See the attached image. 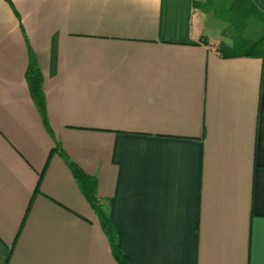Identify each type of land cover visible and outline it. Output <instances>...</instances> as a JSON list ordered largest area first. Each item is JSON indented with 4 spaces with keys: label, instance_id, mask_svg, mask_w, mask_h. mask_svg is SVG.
I'll return each instance as SVG.
<instances>
[{
    "label": "crops",
    "instance_id": "crops-1",
    "mask_svg": "<svg viewBox=\"0 0 264 264\" xmlns=\"http://www.w3.org/2000/svg\"><path fill=\"white\" fill-rule=\"evenodd\" d=\"M214 1L0 0V264H119L57 143L129 264H264V0Z\"/></svg>",
    "mask_w": 264,
    "mask_h": 264
},
{
    "label": "trees",
    "instance_id": "trees-1",
    "mask_svg": "<svg viewBox=\"0 0 264 264\" xmlns=\"http://www.w3.org/2000/svg\"><path fill=\"white\" fill-rule=\"evenodd\" d=\"M234 10H240L241 14L244 16L250 15V11L248 9V5H244V1L235 0L234 1ZM239 7V9H237ZM239 46L244 47L239 48ZM29 48V62L27 66V70L25 72V77L27 80V84L29 87V91L37 110L40 113V116L43 120V123L49 133L52 134V128L49 123L48 113H47V102L46 96L43 89L44 83V75L39 66L38 59L36 57L35 52L31 48L30 44H28ZM228 51V49H225ZM229 53H237L245 56H263L264 55V33L263 35L256 39L251 40L247 39L242 42L240 45H236V48L229 50ZM56 148L59 153L65 158L67 164L72 169L74 175L76 176L81 188L91 204L93 205L95 212L99 218L101 227L107 234L109 238V242L111 245V249L114 257L117 259L119 264H129L128 258L124 251L122 250L119 242L118 235L113 226L109 215V208L106 203L103 201L102 197L98 194V179L95 175H91L87 173L78 163L72 160L67 153L63 150L60 144H56Z\"/></svg>",
    "mask_w": 264,
    "mask_h": 264
},
{
    "label": "rangeland",
    "instance_id": "rangeland-1",
    "mask_svg": "<svg viewBox=\"0 0 264 264\" xmlns=\"http://www.w3.org/2000/svg\"><path fill=\"white\" fill-rule=\"evenodd\" d=\"M229 2L230 0H215L214 3L212 5L214 6H210L207 8V12L210 11V9L212 10V8L214 7L216 9V14L218 16H222L221 18H219V20L216 18V22L219 25V28L222 27H226V22L227 24H229L231 21L235 22V21H239V23L244 22V19H240L238 20V16H236V14L231 13L229 9ZM248 29L252 30L254 28V24L256 22V19L254 18H249L248 19ZM240 26V25H239ZM229 31L232 32H241L242 30L237 27V25L232 26L231 28L228 29ZM243 35H247L246 32H242Z\"/></svg>",
    "mask_w": 264,
    "mask_h": 264
}]
</instances>
